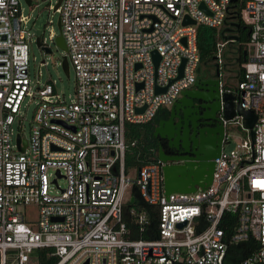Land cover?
<instances>
[{
    "label": "built area",
    "instance_id": "2783aa9c",
    "mask_svg": "<svg viewBox=\"0 0 264 264\" xmlns=\"http://www.w3.org/2000/svg\"><path fill=\"white\" fill-rule=\"evenodd\" d=\"M234 4L250 27V56L242 81L228 82L220 70V92L232 93L257 120L251 129L242 115L222 113L226 134L210 186L167 194L159 151L156 160L127 167L126 124L153 120L194 87L198 26H222ZM55 6L64 56L75 71L68 98L56 80L43 83L42 73L32 79L30 18L22 0H0V264L10 254L28 264L38 251L55 257L53 264H264V0H61ZM186 17L197 23L185 25ZM56 37H37L42 52L57 45ZM154 51L161 56L157 66ZM26 99L36 103L28 136ZM231 124L246 138L228 149ZM22 206H35V218Z\"/></svg>",
    "mask_w": 264,
    "mask_h": 264
},
{
    "label": "water",
    "instance_id": "95a60500",
    "mask_svg": "<svg viewBox=\"0 0 264 264\" xmlns=\"http://www.w3.org/2000/svg\"><path fill=\"white\" fill-rule=\"evenodd\" d=\"M27 1L31 2V0ZM60 1L56 4L55 9L58 8ZM232 1L236 3L238 0ZM236 5L234 4L233 7H236ZM202 7L204 8L203 4ZM183 23L187 25L196 24L197 22L186 17ZM58 25L61 29V20H59ZM56 42L58 47L64 50L67 49L62 33L56 37ZM37 44L39 47L41 46L40 39L37 40ZM43 48L48 53L52 52L48 47ZM153 56L157 66L161 56L157 51L153 52ZM216 60H218V57H216ZM185 62L186 60L184 59L180 67V74L176 79L183 76ZM62 66L67 75H70V64L66 56L63 58ZM203 67L207 66H199L198 79L194 87L185 89L182 96L170 108L171 118L169 120H161L154 130L155 136L161 135L174 138L171 145L181 149L180 154H167L162 147L159 148V158L166 163L163 166V170L167 194L173 192H195L199 188L206 189L210 186L216 167L215 158L220 156L226 134L222 113H224L225 119H231L236 114L242 115L245 118L246 126L251 129L257 120V115L253 111L244 110L240 104H236L234 101L235 96L232 93L222 94L220 92L221 69L218 62L216 63V78H205L202 75ZM205 70H208V67ZM244 77L245 71L241 69L239 80L242 81ZM166 89L167 87H157V92ZM194 100L201 101L199 104L203 110L201 115L191 118L189 122L186 121L180 126L177 125L176 129H174L171 123L174 114L181 110L185 114V118H187ZM198 120L203 121L205 127L201 126ZM18 142L20 144V135H18ZM24 150L25 146L22 147V151ZM134 201L135 197L132 198V202Z\"/></svg>",
    "mask_w": 264,
    "mask_h": 264
},
{
    "label": "trees",
    "instance_id": "16d2710c",
    "mask_svg": "<svg viewBox=\"0 0 264 264\" xmlns=\"http://www.w3.org/2000/svg\"><path fill=\"white\" fill-rule=\"evenodd\" d=\"M241 5L233 7L229 19L220 27H210L205 25L198 26V47L201 56V65L208 68L217 62L216 57L220 51V44H224L222 49V69L228 82L238 79L242 65L249 59L250 50L249 31L250 27L243 21L238 14ZM231 54V55H229ZM168 113V109H161L157 116L146 123H127L126 124V165L128 168H139L147 162L157 158L159 144L154 135L158 116ZM137 203L143 204L137 195ZM141 203V204H140ZM145 205L150 210L149 205ZM40 264H53L55 257H48L47 251L37 252Z\"/></svg>",
    "mask_w": 264,
    "mask_h": 264
},
{
    "label": "rangeland",
    "instance_id": "374dc122",
    "mask_svg": "<svg viewBox=\"0 0 264 264\" xmlns=\"http://www.w3.org/2000/svg\"><path fill=\"white\" fill-rule=\"evenodd\" d=\"M35 3L39 2V6L29 7L26 0H22V6L24 7V14L30 19L28 22V30L34 33L36 36L30 43V74L33 80H38L39 74L43 83L49 79L56 80V88L59 93L65 94L66 98L70 94H74L76 88L75 71L73 67L70 69V75H67L63 69L62 62L66 50L54 45L51 53L42 52L37 44V37H49L51 33L57 36L61 33V29L58 25L60 14L54 10V6L59 0H34ZM231 55V54H229ZM43 60H46V65H41ZM36 108L34 101L25 100L22 108V124L25 136H28L31 130V121ZM18 124V123H17ZM230 134V144L228 149L235 148L239 142H242L246 138L245 132L239 127V125L231 124L228 127ZM65 185V181L61 182ZM24 211L27 212V216L34 219L37 214V208L35 206H22ZM8 264H18L16 258L11 254L9 255ZM28 264H40L37 254L31 258Z\"/></svg>",
    "mask_w": 264,
    "mask_h": 264
},
{
    "label": "flooded vegetation",
    "instance_id": "af4514ba",
    "mask_svg": "<svg viewBox=\"0 0 264 264\" xmlns=\"http://www.w3.org/2000/svg\"><path fill=\"white\" fill-rule=\"evenodd\" d=\"M216 63H213L212 66H210L207 69V67H203V73L202 75H204L205 78H216L215 74H216ZM201 103V101L198 100H194L193 104L191 105L190 109H189V113L187 114V118H185V114L180 110L178 112H176L173 116V119L171 121L172 126H174V129H176L177 125H182L183 123H185L186 121H190L191 118H195L199 115H201V113L203 112V110L200 108L199 104ZM171 110L168 109V113L165 114H161L158 116V122L156 124V126L160 123L161 120H169L171 118ZM198 122L200 123L201 126L205 127V124L203 121L198 120ZM155 126V127H156ZM157 138V143L159 144V148L162 147L165 152L167 154H180V150L178 148H175L171 145V142L174 138H169V136H156Z\"/></svg>",
    "mask_w": 264,
    "mask_h": 264
}]
</instances>
